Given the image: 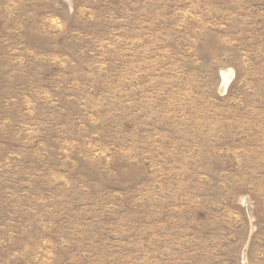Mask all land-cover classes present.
I'll list each match as a JSON object with an SVG mask.
<instances>
[{
	"label": "rangeland",
	"instance_id": "rangeland-1",
	"mask_svg": "<svg viewBox=\"0 0 264 264\" xmlns=\"http://www.w3.org/2000/svg\"><path fill=\"white\" fill-rule=\"evenodd\" d=\"M0 264H264V0H0Z\"/></svg>",
	"mask_w": 264,
	"mask_h": 264
},
{
	"label": "bare ground",
	"instance_id": "bare-ground-1",
	"mask_svg": "<svg viewBox=\"0 0 264 264\" xmlns=\"http://www.w3.org/2000/svg\"><path fill=\"white\" fill-rule=\"evenodd\" d=\"M229 74H224V79L226 82H228L229 78H230V72H228Z\"/></svg>",
	"mask_w": 264,
	"mask_h": 264
}]
</instances>
